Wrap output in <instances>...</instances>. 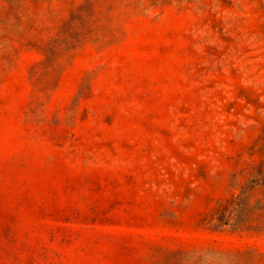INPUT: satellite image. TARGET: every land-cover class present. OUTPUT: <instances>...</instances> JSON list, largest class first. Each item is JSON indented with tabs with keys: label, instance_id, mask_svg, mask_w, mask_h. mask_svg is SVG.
I'll return each mask as SVG.
<instances>
[{
	"label": "rangeland",
	"instance_id": "374dc122",
	"mask_svg": "<svg viewBox=\"0 0 264 264\" xmlns=\"http://www.w3.org/2000/svg\"><path fill=\"white\" fill-rule=\"evenodd\" d=\"M0 264H264V0H0Z\"/></svg>",
	"mask_w": 264,
	"mask_h": 264
}]
</instances>
